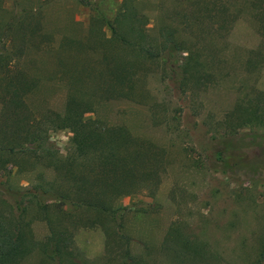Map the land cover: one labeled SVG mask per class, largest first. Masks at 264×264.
<instances>
[{"label":"rangeland","instance_id":"obj_1","mask_svg":"<svg viewBox=\"0 0 264 264\" xmlns=\"http://www.w3.org/2000/svg\"><path fill=\"white\" fill-rule=\"evenodd\" d=\"M120 1H103L101 14L111 19ZM132 4L147 17L152 36L162 26L177 25L176 13L181 10L199 11L207 17L208 13H201L202 4L207 5L212 14L210 24L205 23L201 32L183 31V35L191 47L206 51L215 80L190 94L181 93L172 81L153 77L143 80V89L148 92L142 90L137 102H99L89 116L105 125L123 126L133 137L159 147L157 159L164 164V171L153 197H121L117 206L128 210L116 218L86 213L85 223L78 226L73 224L76 218L67 206L63 209L70 217L50 207L49 215L59 217L68 233L72 232V244L60 264H121L125 253L137 260L141 257L145 264H169L162 246L171 223L204 245L209 256L206 264H256L264 244V129L244 127L222 137L213 123L238 98L251 97L253 88L264 92V59L253 56L257 66H245L248 52L260 44L264 52V3L132 0ZM20 10L30 11L27 21L38 22L34 33L26 32L25 56L17 63V68L36 82L26 99L28 109L35 115L44 110L61 113L65 98L57 81L60 61L47 44L63 36L86 38L90 12L78 0H0V33L8 18ZM48 137L57 153L64 156L69 133L55 131ZM29 160L16 158L15 166L7 167L9 178L0 177V189L7 185L19 193L44 186V173L42 181L38 180L40 168ZM24 206L23 217L30 221L32 239L43 243L48 231L36 205ZM5 210L0 195V214ZM16 264L55 262L46 260L35 248Z\"/></svg>","mask_w":264,"mask_h":264},{"label":"trees","instance_id":"obj_2","mask_svg":"<svg viewBox=\"0 0 264 264\" xmlns=\"http://www.w3.org/2000/svg\"><path fill=\"white\" fill-rule=\"evenodd\" d=\"M103 1L78 0L90 12L86 38L63 36L57 42L48 41L47 49L55 52L60 61L57 81L65 98L61 113L44 110L35 115L29 111L26 99L36 82L17 68L25 56L26 32L34 33L38 22L27 21L30 11L20 10L1 28L0 177L7 180V167L15 166V159L25 156L40 168L38 180L42 181L44 173V186L16 193L1 185V203L6 210L0 214V264H16L35 248L55 264L66 259L72 232L68 233L59 217L49 215L50 207L64 216L63 208L67 206L79 220L73 224L82 226L86 213L116 218L128 210L117 206L121 197L155 195L164 171V164L157 159L160 148L133 137L123 126L105 125L90 117L100 101L137 102L145 91L143 80L153 77L172 81L181 93L190 94L209 87L215 80L206 51L191 47L183 35V31L201 32L205 23L210 24L212 14L207 5L202 4L201 10L209 14L207 17L199 11L181 10L176 13L177 25L162 26L152 36L147 17L138 12L132 0H121L111 19L101 14L99 5ZM253 56L264 59L261 44L248 52L245 66H257ZM252 90L251 97L243 95L214 119L218 136L233 135L244 127L264 129V92ZM55 131L69 133V148L64 156L49 142L48 134ZM31 203L47 227L43 243L32 239L30 221L23 217L24 204ZM162 250L169 264H206L209 260L204 245L189 239L175 223L166 230ZM261 261L264 244L256 264ZM121 264L145 263L141 257L137 260L125 253Z\"/></svg>","mask_w":264,"mask_h":264}]
</instances>
